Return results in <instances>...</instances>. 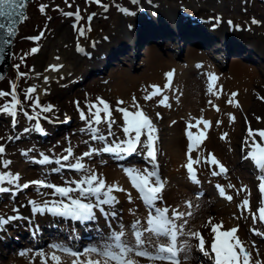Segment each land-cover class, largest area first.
I'll use <instances>...</instances> for the list:
<instances>
[{
  "label": "rangeland",
  "instance_id": "rangeland-1",
  "mask_svg": "<svg viewBox=\"0 0 264 264\" xmlns=\"http://www.w3.org/2000/svg\"><path fill=\"white\" fill-rule=\"evenodd\" d=\"M149 2L150 0H146V2ZM162 1V0H159ZM164 3H168V5L171 6L174 0H163ZM216 4L221 7L222 9L220 11H223L222 13L217 14V17H215L216 14L212 13L208 10V12L205 10L203 12H198V10H195L197 14H191L188 15V13H185V8H182V11H176L174 8H169L170 14L169 17L173 15L175 16L174 20H178V24H183L185 20L191 19V23L193 26H208V21L213 22V19H216V24L224 23L225 26L222 31H219L218 34H216L215 38H221L224 35H229L231 31L227 30L229 23L226 22H218L217 19L222 16L223 19L226 18L225 16H231L232 13H235L237 17H240L242 19L241 25L244 26L246 29H252L257 34H262V37H264V3H262L260 0H214ZM186 2V3H185ZM199 5H207L208 0L205 2L203 0L196 1ZM129 3L134 4L133 0H101L102 5L107 6V10H105L104 7L98 5L95 3V0H32L27 8V14L26 19L20 24L19 31L14 39V47H13V55H12V66L8 72V74L0 81V90L9 92L10 91V83L15 82L17 84V92L19 95V99L21 103L23 104V109L17 108V116H16V125L13 127V117L9 115L6 112H0V145H2L3 142L13 143L14 142V149H12V154L4 153L6 156L0 157V161L2 160H9L11 159V164L7 169L3 168L2 164H0V171H11L13 174H19L21 179L19 181L20 184H23L25 182L35 181V180H41V181H47L49 183L55 184L57 186H65L64 181L65 180H79L83 173H78L74 171L67 170L66 168L63 170L53 171L54 169H60V165L56 163L55 161L61 159L64 155H67V152L65 151L69 146L72 147L74 156L79 157L84 152L88 151L90 148H97L100 149L104 146V143L98 140H92L91 134L89 132H82V129H86L88 127L87 121L92 120L93 118L89 115V108L88 105L94 104L97 102V98H103L105 101L109 102L112 108V118L116 121V123L112 126V131L115 133V136L108 138V143L111 144L113 140L119 139L120 141H123L126 139L125 134L122 131V125L124 124V120L122 118V114L120 112L115 111L117 108V101L122 100L124 101V104L119 105V107L128 108L130 111H135L136 109L132 106L133 101L132 97L135 96L136 100L138 101L139 105L142 107V109L146 112V114L152 119L154 125H158L159 127L155 126L158 129V137L157 141L158 145H156V163L159 167H162L160 170L161 174L160 177L164 178V180L168 181V185L172 186L174 184H178V186L182 187L183 189H187V185L184 182V179L186 178L189 180V174L186 170L185 165L188 163L187 160V150L188 146H186V142L188 141L186 137V128L189 123L192 124V122H197V120L203 116L204 119L209 120V113L207 112L209 109L212 110L211 107L216 106L213 105L212 99L209 97L207 102L211 101L212 103L208 105L205 104L204 109L198 110L196 108H193L190 104L180 105V109L177 111L173 110L171 107H165V106H154L149 104V101H145L144 97L149 94V91H139L137 89L138 82H135L134 80H129L126 83H120V73L123 70L129 71L130 74H132V77L137 79L141 74H143V69L146 66V52L148 51L147 44L151 42L153 39H144L141 43L137 45V53L133 55V57H129L127 55V58L125 57V51L120 50L117 51L114 50L115 53L112 52V49L117 45V43H126V39L119 40L118 42H115L110 45V49L108 50H102L100 54H97L92 60V63L85 66L86 64L82 60L78 64L75 65L77 67H80L81 64H83V70L78 75H74L71 79L68 81H63L62 83H58V80L52 79L47 80L45 89L47 90L41 93L39 91V88H37V93L39 94V100L41 105H51L53 106V111L48 113H43V116L48 117L47 120L40 119L39 123L43 129V132L36 130V124L37 121L35 119L29 120L26 118V116L23 114L24 110H27L29 112V115H33L31 111V105L33 103L32 100H25V91L29 86L35 85L36 79V62L38 60V54L41 50L44 48L45 42H47L50 38L53 37V35L57 32L59 28H61L62 25H64V22L68 26H73L74 24H77V21L75 20L74 16H66L65 13L72 12L75 13L77 9L80 10V15L82 19L78 22V26H83L85 28V35L82 37V53H86L85 59H87V49L89 46H99V44H103L105 39H101L102 41H98V39L101 38V35L108 30V28L112 24V20L116 13H122L125 11H122L123 9L128 10L127 14H139V18L142 19L141 22L138 25V28L141 24L145 22V19L149 16L147 14V10L144 7H140L141 2L140 0H136L134 6L129 5ZM181 3V6L189 5V3L186 0H179V4ZM71 4V7L68 5ZM46 6L44 8V11H41V6ZM206 13H205V12ZM187 12V11H186ZM95 13V16H93L92 20L88 21V16ZM211 13V15H210ZM195 16H199L202 18V22L194 21L193 19ZM178 17L183 18L182 20L178 19ZM193 18V19H192ZM233 19V18H232ZM239 19V18H238ZM255 19L257 22H262V24H253L252 21ZM179 24V25H180ZM213 24V23H212ZM258 24V25H257ZM236 25V24H235ZM261 25V26H260ZM214 26V25H213ZM233 26L232 24L230 25ZM242 27V26H240ZM90 28V31L88 30ZM137 28V27H136ZM221 28V27H220ZM199 29V28H198ZM215 29V28H214ZM213 29V30H214ZM216 29H218L216 27ZM215 29V30H216ZM232 29V28H231ZM238 31H243V27L238 29ZM78 32V31H77ZM76 34H79L77 33ZM41 33H43V37L39 39V41H33L29 39L30 37H37L40 36ZM184 33V31L182 32ZM196 35V34H195ZM235 36V35H234ZM261 37V35L259 36ZM161 38V37H159ZM214 38V40H215ZM230 38V35H229ZM203 39H209V38H203ZM211 40V39H210ZM98 41V42H97ZM203 41V40H202ZM184 42V43H183ZM181 42V40L177 38H170L169 36H163L162 39H160L159 42H157L156 46L158 50L163 54L165 57V61L168 60L170 56H174L176 62H180V64H195L196 66L202 70L200 60L195 59V63L190 62V58L186 56L187 49L189 48L188 45L190 40L185 39V41ZM242 43V42H241ZM151 44H154V42H151ZM243 47L241 48H235L233 45L229 48L230 44L223 45L221 47L218 46H212L211 48H203L202 46H195L199 48L200 50L204 51L205 53H208L207 50H209L210 55H214L213 59H210L217 64L218 69L221 72L224 73H230V67L232 63H239L243 66L251 67L254 70V74L250 73L249 70H245V73H242V77H236L234 78V81L236 83L235 86L227 87V88H233L232 91H227V94L232 96V93H237L235 97H243L244 95H248V98L251 103H253L252 106H246L238 105L236 109L238 110V120L239 124L244 129V136H240L238 138V141L235 142L234 138H231L230 135V128L225 127L221 124H219V127L216 132H214V140H216L218 143L213 144L211 146H208V140L200 146L199 149L192 152V157L195 160L197 156L200 157V161H206L207 158H209V154H214L215 157L218 159L221 153H225L228 155L229 159L226 161L223 159H220L221 163H224L223 165L227 169V174H222L223 179H216L212 177L210 173L211 165L209 167L205 164V169L207 173L201 172V167L199 165L194 164V168L196 169L197 178L199 180V183L197 185L199 186H210L212 185L211 190L217 191L216 185H223L227 190H225L226 195H230V191H232L233 194H236L238 197V202L236 201L233 203V199L231 205L236 207V211H233V214H231V217H237L238 215L242 216V218L245 220L246 224V230L247 234L250 235V240H253L255 243V248L252 247L254 252H257L261 250L259 248L260 246H264V236L262 235H254L251 229L256 228L261 233H264V227L261 226V222L257 220L255 224H253V220L251 217V214L248 212H245L244 215H241L240 210L237 208V204H241V201L244 199H250L251 202V210L252 212H256L259 202L261 201V193L258 190V179L254 176V169H251L252 161H248V159H245L244 156L247 155V150L242 152L241 146L242 143L247 135V129L249 126L252 129H261L264 128V67L260 66V62L263 61V58L257 59V55L259 52H252L253 55L249 54L247 52V48L245 47L244 43ZM132 45V43H130ZM34 47H38L39 51L36 54L31 53V49ZM238 49V50H235ZM111 50V51H110ZM256 57H253V56ZM246 56V57H245ZM107 57L110 58L109 62L107 61ZM106 59L103 63H100L97 61L98 59ZM19 65V72L21 73H27L28 75L24 78L17 76V71L14 68V66ZM89 70V71H88ZM244 69L242 70V72ZM87 72V75L84 77L85 79L81 81L82 74ZM175 71L173 70V76ZM198 74V72H197ZM196 75V74H195ZM254 76L253 78H250L251 76ZM202 75H196V79L198 82H194V90H198L201 87L200 84V78ZM246 76V77H245ZM250 76V77H249ZM95 77H99L101 80L100 83H102L103 86L101 88H98L95 90V88H92L87 86V83L94 79ZM119 79L117 81V79ZM248 78V81H247ZM124 81L127 80V77H121ZM203 84L204 90L208 88L209 79L207 77H203ZM70 81L72 83H70ZM117 81V82H116ZM221 81V82H220ZM224 81L218 79L214 81V89H223V83ZM173 83V82H172ZM243 83V84H242ZM140 84V82H139ZM163 84V82H162ZM182 84V81L179 80V82H176L177 88H175L173 93H170V98L168 100V104H171L172 101L174 102H180L179 96L177 95L179 90L178 88ZM242 84L239 88V85ZM86 85V86H85ZM136 87V89H134ZM208 90V89H207ZM125 92L124 95H120L121 92ZM243 91V92H242ZM147 93V94H146ZM242 93V95H241ZM241 95V96H240ZM125 96V98H124ZM161 97V96H160ZM198 96H193V101H197ZM240 101V99H238ZM77 102H79V110L77 108ZM5 103H10V97H0V106H3ZM157 104H159V100L157 101ZM210 107V108H209ZM216 108V107H215ZM80 110H83L85 113V116L87 117L86 121H82L80 117ZM203 110V111H202ZM241 110V112H240ZM37 112L40 110L37 109ZM95 111V109H93ZM159 113L161 118L157 119L156 114ZM215 113H219L215 112ZM104 113L101 112V118L103 121ZM67 118V122H66ZM259 118V120L257 119ZM170 121H175V123L172 124L171 130H169L166 126ZM87 125V126H86ZM194 125V124H193ZM92 127L97 128L98 134L107 136L108 134V125L106 122H102L100 125L93 124ZM203 125L201 124L199 126L198 131L203 130ZM233 128V127H232ZM25 129H29V131H25ZM191 131L195 134L198 133L197 128L193 127ZM62 134V137L55 138L59 134ZM227 133V137L222 139V134ZM26 135V136H25ZM169 136H175L176 138L181 136L182 141V152L181 156H177L178 160L175 161V167L176 171L178 172H172L175 176L169 175L167 172L169 171L168 168L163 164L162 162L164 160L165 152H169L171 149V143L170 138H167ZM13 138V139H12ZM53 142L48 143V148H45L44 146L47 144V142L52 141ZM145 139V137H142V140ZM209 141H213L210 140ZM215 142V141H214ZM213 143V142H212ZM221 148L222 150H220ZM142 152H139L137 156H129L128 159H124L122 156L114 155V154H106L103 152H100L98 154H94L92 157H85L83 160V163H85L88 167H90L92 170L97 172L98 174L102 175L101 173L106 171L105 166H108L109 163L111 164H117L118 167L125 173V169L128 168H138L141 171L145 167H150V163L146 162L145 159L142 156L143 152H146L147 149L142 148ZM185 150V151H184ZM23 152H27V155H22ZM49 156L50 160L52 162L42 164L38 161L42 159V155ZM17 156L20 157V163L23 161L22 168H18L17 163H13L15 158ZM126 157V155H123ZM232 157V159H231ZM99 159H101L102 163L99 165ZM104 160V161H103ZM223 161V162H222ZM237 163L236 165H232V162ZM249 164L247 165L246 162ZM74 162V161H70ZM137 163H141V165L138 167ZM233 163V164H235ZM98 164V167L94 169V167ZM176 164L178 166H176ZM241 170L242 176H239L238 174L232 175V172L234 169ZM108 169V168H107ZM168 169V170H167ZM215 169V170H214ZM212 171H218L217 166L213 165ZM42 173V174H36V173ZM44 172V173H43ZM34 174V175H33ZM104 177V175H102ZM126 178L127 175L125 173ZM108 177H106L107 179ZM202 178H204V181H202ZM129 179V178H128ZM220 179V180H219ZM247 179L251 182V188L249 191H241L239 194H237V190L240 188H244V182L247 181ZM107 181V180H106ZM215 184H214V182ZM221 183V184H219ZM231 184L234 187L229 188L228 185ZM6 187H12L11 185H5ZM73 187L75 185H72ZM224 188V187H223ZM206 190V189H205ZM52 189L51 188H41L40 193H36L37 186L31 185L28 189L16 192L13 190L12 192H4L0 193V202L3 199H7L8 205H6V208L13 207L15 205V202L18 201L19 198L23 197V199L26 201V199L29 198H35V196L40 197H47L46 200H53L55 198L59 199L58 197L52 196ZM197 193H201V197L199 199H208L213 196V193L211 191L205 192L204 190H193V197H196ZM122 194L125 197L131 198L133 200L134 207L136 208L139 206V203L137 202L136 195L128 189V194L125 192H122ZM21 195V196H19ZM163 198L167 199L166 193H163L161 195ZM232 196V195H231ZM119 197H121V193L119 192ZM118 198V197H117ZM182 199L181 204L185 206L186 201H191L193 198L189 199ZM30 200V199H29ZM130 200V201H131ZM169 200V199H168ZM226 200V198H224ZM27 202V201H26ZM25 202V203H26ZM161 202V201H160ZM229 202V201H228ZM159 203V202H158ZM218 201H215V203H211L213 210H208L205 212V217L207 219V222L209 220V217L213 218L219 217L220 215H224L225 212H219L217 211L216 207L218 204ZM4 204V203H3ZM124 204V203H123ZM174 202H171L169 200V207L170 208H177L176 206H173ZM186 207V206H185ZM121 210L120 212H123V208H125L124 205L120 206ZM187 208V207H186ZM15 211V210H14ZM235 211V213H234ZM188 212V211H187ZM185 212V213H187ZM16 214V212L14 213ZM4 213L0 212V217L3 218ZM16 217H23L22 212H18ZM6 219V218H5ZM37 220V218H35ZM139 220V219H138ZM141 221L145 220V217L140 219ZM136 221V220H135ZM60 222H63L60 219ZM258 223V224H257ZM65 224V223H64ZM68 224V223H67ZM66 224V225H67ZM217 224V222H215ZM234 224V225H232ZM26 225H28L26 223ZM69 225V224H68ZM208 225V224H207ZM232 225V226H231ZM240 226L239 224H236ZM234 222H229L228 225L223 226V229L230 227H236ZM31 226V227H29ZM25 227V233L19 234L20 237L16 238L14 241L15 246H17V243L20 242V245L16 248H22L23 246L31 248L32 250H46L48 245L42 249L43 245L40 244H34L35 241H31L29 243V238L27 236H33V233H36L35 231H38L37 226L35 225H29ZM59 226L62 227V224H59ZM11 229V227H8ZM131 230V231H130ZM9 231V230H8ZM92 233H97L98 231H93L90 229ZM118 231V230H114ZM129 231L132 233V225L129 227ZM1 232V231H0ZM212 232V231H211ZM240 231H238L239 238H243L244 236L241 235ZM6 235V233L4 234ZM23 236H26V238H21ZM211 235L208 234V237L210 238ZM242 236V237H241ZM22 240H26V242H23ZM47 239V241H49ZM22 241V242H21ZM193 241H197L193 238ZM50 242V241H49ZM164 242V241H162ZM26 243V244H25ZM52 244V243H51ZM261 244V245H260ZM84 245L80 244L75 249H81ZM97 246V245H96ZM41 248V249H40ZM6 249V248H4ZM13 249V248H12ZM12 249H6V253L4 254V258L8 259L11 258ZM10 250V251H9ZM17 250V249H16ZM44 250V251H45ZM14 252V251H13ZM254 259H259L255 257ZM200 257H197L195 259V262L199 264ZM264 263V262H261Z\"/></svg>",
  "mask_w": 264,
  "mask_h": 264
},
{
  "label": "bare ground",
  "instance_id": "bare-ground-1",
  "mask_svg": "<svg viewBox=\"0 0 264 264\" xmlns=\"http://www.w3.org/2000/svg\"><path fill=\"white\" fill-rule=\"evenodd\" d=\"M186 1L189 3V5L186 4L184 6H181V3L179 4V0H174L170 6L168 5V3L166 2L163 3L159 0H150L149 2L148 1L146 2V0H140L141 2L140 7L146 8L145 10H147V14H149V16L147 17V19H145V22L141 24L139 28H138V25L142 20L139 18L138 16L139 14L134 13L132 15V14H127L125 12L116 13V15L114 16L112 20L111 26L108 28L107 31H105L101 35V38L98 39V41H102L101 39L104 37L103 40L105 39V41L103 42V44H99V46H96V47L89 46V48L87 49V52H88L87 59H85L86 53L84 54L77 50V46L82 43V37L79 34H76L77 30H75L73 26L71 25L68 26L66 22H64V25H62L61 28L57 30V32L53 35V37L50 38L47 42H45L43 50H41L40 53L38 54V60L35 66L36 67L35 86L39 88V91L42 93L46 86L44 77H48V80H52V79L58 80V83H62L63 81H68L74 75H78L83 70V64H81L80 67H77L75 65L76 63L78 64L82 60H86L84 61L86 63L84 65L85 66L89 65L90 63H92V61L90 60H92L95 56H97V54H100L102 50L110 49V45L115 42H118L119 40L122 41L126 39V43L124 42V43L119 44L118 42L117 45L114 47V49H112V52L115 53L114 51L115 49L117 51L126 50L125 51L126 55L124 58H127V55L129 57L131 56L133 57V55H135L138 51L137 45L141 43L144 39L150 38V39H153L151 40V42H154V44H151V42L147 44L148 51L146 52V61H145L146 66L144 67L142 71L143 74H141L137 79H135L132 77V74H130L129 71L123 70L120 73V83L119 84L126 83L129 80H132V81L134 80L135 82H138L137 89L136 87L134 89L138 90V92L147 90L149 91V93H151L153 89L150 88L149 86L159 85L161 89H163L164 85L168 83L166 74L169 72L173 73V70H174L175 73L171 81V89L165 90L163 92V95H166L170 98V93H173L175 88H177L176 82L178 83L179 80L182 81V84L178 88L179 90H177L178 91L177 95L179 96L180 102L176 103L172 101L170 104L171 105L170 107L173 110L177 111L178 109H180L179 107L180 105H182L183 107L184 105H188V104H190L193 108H196L198 110L204 109L203 107H205V104L209 106V103L207 102L209 97L212 99V102L214 103L213 105H216L219 108V113H215L218 111L216 110L214 106L211 107L212 110L209 109L207 111L210 114L209 121H211V126L206 132L207 139H205L202 144H204L207 140H208V146H211L213 144L215 145L218 143L216 140H214V132H216V130L220 128L219 126H217V123H216L217 121H220L221 125L230 128V135L232 136L231 138H234V141L237 142L240 136H244V129H242V127L239 124V120L237 116L238 110L236 109V107L238 105H241V106L243 105L246 110V106L247 107L252 106L253 103L250 102L248 95H244L243 97H238V96L233 97V96L228 95L227 91L228 92L232 91L233 88L231 89L227 87L235 86L236 83L234 81V78L236 77V79H238V77H242V73H245V70H249L250 73H253V75H255L254 70L251 67H248V66L245 67L235 62L231 64L230 73L226 74L224 72H221L218 69L217 64H215L211 60L212 58L210 59L209 53H205L204 51L195 47L199 45H196L194 42L193 44L188 46L189 48L187 49L186 56L189 58L191 57L190 62H193V63H195L194 62L195 59L200 60L202 70L196 66V63L186 64V65L180 64V62H176L174 56H170L168 60L165 61V57L158 50L156 46L157 45L156 43L159 42L163 36H169L170 38H173V39L177 38L181 40V42L185 41V39H192L193 41H196V42H200L203 40V41H206L207 43H213V46L215 45L218 47L229 44L226 38H223V37L218 38V39L215 38L216 34H218L219 31H222V29L225 27L223 25L224 23L216 24V19H213L212 20L213 22L208 21V25L210 27L208 26L207 27L206 26L197 27V26L192 25L191 19L185 20L183 24H180L179 22L180 24L179 25L177 18L175 21H173L176 16V14L175 16L173 15V12H172V16L169 17V14L172 8H174L178 12V11H182L181 7L185 8L187 12L186 11L184 12L188 13V15L190 16L191 14H195V15L197 14L195 10H198V12H203L202 10H204L205 7L207 8L205 9L207 12L209 10L212 13L216 14L215 17H217V14L223 12V11H220L222 8L219 7L214 0H208L207 5L205 4L199 5L197 2H195V0H186ZM196 1H199V0H196ZM203 1L205 2L206 0H203ZM169 8L171 9L169 10ZM223 17L224 16H222L221 18ZM228 17H230L231 19L233 18L234 24L236 23L239 24V22L242 23V19L240 17H237L235 13H232V17L231 16H228ZM178 19L182 20L183 18L178 17ZM225 20L226 18H224V21ZM258 24H262V22L260 21L258 22ZM213 25L217 27L218 29L213 30L212 29L214 27ZM233 28L235 30L231 29L229 26L227 29L233 32V34L235 33V36L233 37L235 39L233 42L230 43L229 48L231 47V45H233L235 48H241L243 47L242 43H244L245 47L247 48V52L249 54L253 55L252 52H256V53L259 52L257 55V59L260 57L261 59L263 58V61L260 62L259 64L261 67H264V37H262V34H259V33L257 34L252 29L250 30L246 28H243V31H238L235 25L233 26ZM183 31L184 33H182ZM260 35L261 37H259ZM205 37L209 39H203ZM130 43H132V45H130ZM235 50H238V49H235ZM57 57L59 59H57ZM253 57H256V56L254 55ZM105 60L106 59L99 58L97 61H99L100 63H103ZM109 60L110 58L107 57L108 62ZM50 65H62V67L60 68L59 71H48L47 69ZM243 69L244 71L242 72ZM195 74L202 75L203 77L205 76L208 79H209V74H215L217 77V80L220 79L224 81L223 83L225 84H223V86L225 85L226 86L223 87V89H218V90L213 89V93L209 94L207 90L208 88L204 90V86L202 87L203 80L201 76L200 78L201 87L195 91L194 82L195 81L198 82ZM86 75H87V72L82 74L81 81L85 79L84 77ZM253 75L249 77L253 78L254 77ZM123 76L127 77L126 81L121 79V77ZM118 80L119 79H117V81ZM100 81L101 80L99 79V77H95L94 79L90 80L87 83V86H89V88L92 87V88H95V90H97L98 88H101V86H103L102 83H100ZM247 81H248V78H247ZM70 83L72 82L70 81ZM242 84L239 85L238 89H240V86ZM118 92H121L120 95H124L125 93L123 91H118ZM194 95H196V97L198 96L197 101H193ZM160 96L161 95L154 96L153 99L149 102V104L158 106L157 101L158 100L160 101L163 98L162 96L161 97ZM230 99L233 101L232 104L228 103ZM238 99H240V101ZM86 113L87 111L85 112V114ZM229 114H232L235 117L234 121H230ZM172 124L173 122L170 121L164 127H167L169 130H171ZM192 124L195 125V122H192ZM155 126H157V128L159 127L158 125H155ZM261 129H264V128H261ZM59 137H62L61 133L55 138H59ZM167 138H170V143L172 147L169 152L167 151L165 152V156H164L165 161H163L162 164L163 166L166 165L165 168L166 167L168 168L169 166V171L167 172L169 175L175 176L173 173L178 172L176 171L175 161L178 160L177 156H181V152H182L181 136L177 138L175 136H169ZM209 139L213 140L212 141L213 143L209 141ZM257 140H259L258 136H257ZM53 141L54 139H52V141L47 142V144L44 147L48 148V143L53 142ZM185 144L186 146H188L189 141H187ZM2 145L5 148V153L12 154L11 150L14 149V146H13L14 142L13 143L10 142L9 145H8V142H3ZM219 149L222 150L221 148ZM139 152H142L141 148L137 149V152L135 155H137ZM3 156H6V155L3 154ZM20 157L21 156H17V158H15V160L13 161V163L14 162L17 163L18 168H22V165H23V161L20 163ZM8 159L9 161H11L10 158ZM208 159L209 158H207L206 161ZM220 159H223L226 161L227 159H229V157L225 153H221L218 160ZM98 161H99L98 164L101 165L102 163L101 159H99ZM206 161H200L199 163L202 173H207L205 169V164L208 167L210 165ZM248 161H244V162L247 163ZM233 163L235 162L233 161L231 166L237 164V163L235 164ZM98 164L94 167V169L98 167ZM247 165L249 166L248 163ZM176 166L178 165L176 164ZM250 166H251V169H254V176L257 177L260 174L256 170L257 168L255 167L254 164L253 165L250 164ZM105 167H107L108 169L106 168V171H104V173L102 172L101 174L104 175L105 178L108 177L106 180L109 185L118 186L121 189L123 186H125L126 188L127 187L129 188L128 185H130V182L129 180H127L125 173L118 167L117 164L109 163L108 166H105ZM241 173H242L241 170H239L238 168V169L233 170L232 175L238 174L239 176H242ZM36 174H42V173L39 172ZM220 179H223V178L220 177ZM184 182L186 183L188 187L187 189H183L181 186L179 187L178 184H174L172 186L170 185L166 186L162 192L166 193V196H167L166 197L167 199H163V203L169 207V200H170L171 202H174L173 206H176L182 212H187L189 211V209L181 204V200L185 198L187 199L193 198V200H191L192 215L190 217H186V219L188 220V224L185 228L186 232L199 231L203 235V238L205 239L206 242L209 238L208 234L211 235L209 243H208V247L205 245V248L209 250V246H210L209 244L212 243L213 233L211 232V226L207 225L208 223L205 217L206 216L205 212L208 210H213L214 208L212 207L211 203H215V201H218V203H216L218 204L216 207L217 211L225 212V214L220 215L219 217H215L212 223L215 224V222H217V224H219L221 221H223V226L228 225L229 222L230 223L234 222L235 225L239 224L240 226H237L239 229L238 231L242 233L241 235L244 236L246 240L250 239V235L247 234L245 220L242 218V216L238 215L235 218L231 217V214H233L232 210L236 211V207H234V205L232 206L230 202L224 199H221L217 191L215 190L212 191L211 190L212 185L208 187L204 185L197 186L193 184L192 182H190L189 180H187L186 178L184 179ZM244 184H245L244 188H246L249 191V189L251 188L250 180L247 179V181H245ZM131 189L134 190L132 187ZM200 189H206L205 190L206 192L211 191L213 193V196L208 199L194 198L193 190L199 191ZM230 192H231L230 194H232V191ZM114 194H117V192H114ZM136 198L137 200L139 199L137 194H136ZM30 199L32 201H36L38 206H42L43 202L46 201L45 197L43 198L40 196H35L34 199L33 198H30ZM130 200L131 198L129 197L125 198V196L121 193V197L117 198L118 202L110 207H107L109 213L114 212L115 215L114 216L111 215L113 219L112 223L110 222L111 228H107L106 233L103 235L102 239L100 238L96 242L97 245L100 246L106 241V239L108 238V236L110 235L112 231V227H114L118 231H120L122 228L123 231L125 232V238L129 242L134 243L133 231L131 233L130 232L131 230L129 231V227L130 225H133L135 220H138V219L140 220L141 218L145 216L147 217L148 210L146 206L140 202V200H138L139 206H137L136 208L134 207L133 200L131 201ZM235 201L237 203L239 200H238V197L234 196L233 194V203ZM6 205H8L7 199L1 200L0 212L4 213V216L7 217L8 223L0 225L2 228L0 229L1 231L0 233V264H40L41 258L37 255L38 251L32 250L31 248L26 247V246L25 247L23 246L22 248H19V249L14 248L13 249L14 252H12L11 258H8V259L4 258L6 249L13 248L15 246L14 241L16 240V238L20 237L19 234L25 233V230H26L25 227L31 224L37 226V229H39V231L37 232L36 238H33L32 236H27L31 241L32 240L35 241V244H40V245L45 246V245H49L52 243V245H62V246L69 247V242H65V240L58 237V235L60 236V234H58V231H61L62 233H65L67 231V233L69 232V234H72V237H75V235L72 233L73 228H70L68 230L66 226H63V229H65L64 231L58 226V222L60 221V218H57V217H59V215L57 217H54L48 213L42 214V213L32 212L33 211L32 205L29 202L25 203L24 200H20L19 205L21 207V212H22L23 217L17 218V219H10L12 217H15L14 210L17 211V208H13V207L6 208ZM121 205L125 206V208H123V212H120L122 211L120 208ZM160 206H164V205L161 204ZM35 218H37V220ZM98 222L104 224L106 223V220L99 218ZM26 223L28 225H26ZM178 223H180V221H178ZM86 225L87 227H90V228L94 226L93 224H86ZM8 227H11L12 229H9ZM44 230L45 231L49 230L48 232H50L51 236H53L50 242L47 241V239H49V237H47L48 232L46 233L44 232ZM6 232L8 233L6 235H3ZM44 234L45 236H43ZM54 234H57V236H54ZM21 238L25 239L26 236L22 235ZM22 241L26 242V240H22ZM161 241H162V238H160V242ZM179 242L186 243L187 245V247L185 248V251L180 253V256L182 257V264H197L195 262V259L200 256L203 257L205 261H201L199 264L211 263L210 259L212 256L204 255L200 251L197 241L194 242L192 237L190 236L180 237ZM248 244L252 246L251 242H248ZM19 245H20V242L17 243L16 247H18ZM50 246L45 251L44 250H40V251H43L45 253H51L53 249ZM151 248L152 246L149 245L150 250ZM58 255H62V254L58 253ZM253 255L259 258L261 262H264V246H261L259 255L257 254L255 255L254 253ZM93 258L95 259L96 257H93ZM62 259L64 260L65 264H71V259H72L71 257L62 256ZM132 259L137 261L138 264H168L167 261H160V260L152 261V260H148L147 258L136 257L134 255L132 256Z\"/></svg>",
  "mask_w": 264,
  "mask_h": 264
},
{
  "label": "snow or ice",
  "instance_id": "snow-or-ice-1",
  "mask_svg": "<svg viewBox=\"0 0 264 264\" xmlns=\"http://www.w3.org/2000/svg\"><path fill=\"white\" fill-rule=\"evenodd\" d=\"M67 2V0H66ZM136 0H133L135 3ZM28 0H0V59L4 58L5 50L12 43L11 37L16 35V25L26 19L23 9L26 7ZM95 3L102 6L107 10L106 5L101 4V0H95ZM71 7V4L68 5ZM46 6H41V11H44ZM122 11L127 12L128 10L123 9ZM66 16H74L77 24L73 25V28L78 31L79 35L83 37L85 35V28L78 26V22L82 19L80 10L77 9L75 13H65ZM95 16V13L88 16L90 22ZM230 25L232 21L228 22ZM253 24L258 23L255 19L252 21ZM90 31V28L88 29ZM43 37V33L37 37H30L33 41H39ZM78 51L83 49L78 45ZM32 54H36L39 51L38 47H34L31 50ZM57 59H59L57 57ZM62 65H50L48 71H59ZM17 71V76L24 78L28 74L19 72V65L14 66ZM168 83L161 89L159 85H150L153 89L151 93L144 97L145 101L153 99L154 96L161 95L163 98L159 101L158 106L170 107L168 104L169 97L163 95L165 90L171 89V81L173 73L169 72L166 74ZM0 79L3 76L0 75ZM47 82L48 77H44ZM217 80L215 74H209L208 93L212 94L214 89V81ZM47 90L45 89V92ZM25 100H32L31 111L33 115H29L27 110H24V115L27 119H35L37 121L36 130L43 132V129L39 123L40 119L47 120L48 117L43 116V113L53 111L51 105H41L39 100V94L35 85L29 86L25 93ZM233 97L238 95L237 93L231 94ZM10 97V103H5L0 106V112H6L13 117V127L16 125L17 108L23 109V104L19 99L17 92V84L15 82L10 83V91L5 92L0 90V97ZM133 107L135 111H130L128 108L119 107L124 104V101H117V108L115 111L122 114L124 124L122 125V131L125 134L126 139L120 141L118 138L113 140L109 144L108 138L115 136L112 131V126L116 121L112 118V108L109 102L103 98L98 97L97 102L88 105L89 115L93 118L87 121L88 127L82 129V132H89L92 140H98L104 143V146L100 149L90 148L84 152L81 156H74L73 149L69 146L65 151L67 155H64L61 159L55 161L60 165V169H54L53 171L67 169L70 171L83 173L79 180H65V186H57L47 181L35 180L20 184V175L13 174L11 171H0V193L16 192L28 189L31 185L37 186V191L40 193L41 188H51L52 196L58 197L59 199L46 200L42 206H38L36 201H30L32 210L35 213H51L53 215H59L64 217L74 218L77 221L88 222L95 219V212L99 211L107 215H115V213L106 212V207H110L117 203V199L114 196L115 191H123L118 186L109 185L106 178L98 174L90 167H88L83 160L85 157H92L94 154L100 152L106 154H114L118 156L133 155L136 154L138 148L147 149L146 152L142 153L145 161H150V167H145L142 171L138 168L132 167L125 169V173L128 176L131 185L137 190L141 200L148 210L147 217L144 221L136 220L132 225V231L134 236V243L129 242L125 238V232L121 228L120 231H112L106 241L100 246H91L84 250H73L66 248L62 245H51L53 249L51 253H45L38 251L37 255L41 258L40 264H65L63 257H71V264H138L137 261L132 259V256L144 257L148 260L156 261H167L168 264H182L180 256L181 252L185 251L187 247L186 243L179 242L180 237H192L198 241L200 251L204 255H212L215 260V264H252V251L244 246V243L236 235L238 233V227H233L228 230L223 229V221L219 224H213L211 217H209L208 225L211 226L213 233V239L211 243V252L205 248V239L199 231L186 232L185 228L188 224L186 217L192 215L191 208L192 202L186 201L185 206L189 209L187 213L180 211L178 208H170L165 206L163 208L158 206V202L162 200L161 192L164 188V182L159 174L158 164L156 163V147L155 143L158 139V129L155 127L152 119L146 114V112L139 105L136 97H132ZM212 102L209 101V104ZM229 104L233 101L230 99ZM216 110L219 111L218 106ZM77 108L79 110V102H77ZM40 111L37 112L36 110ZM95 109V111H93ZM203 111V110H202ZM101 112L105 115L103 121L101 118ZM157 119L161 116L159 113L156 114ZM80 117L82 121H86L87 117L83 110H80ZM230 121H234L235 117L229 114ZM259 120V118H257ZM67 122V118H66ZM102 122H106L108 125L107 136L98 134V130L92 127L93 124L100 125ZM175 123V121H173ZM217 126L221 123L217 121ZM203 125V130L198 131L197 134L191 131L193 127L199 129L200 125ZM211 126V121L204 119L201 116L195 125L189 123L186 128V137L189 141L187 148V160L188 163L185 165L186 170L189 174V178L193 183H199L197 178L195 165H199L200 157L194 160L192 152L199 149L205 139H207L206 132ZM29 131V129H25ZM257 136L259 140H257ZM142 137L145 139L142 140ZM227 137V133L222 134V139ZM247 150L245 159H251L254 162L257 171L260 173L257 176L259 181L258 190L261 193V201L256 212L251 210L250 199H244L239 204L238 210L241 215L245 212L251 214L253 224L257 222V219L261 223H264V129H252L250 126L247 129V135L242 143L241 151ZM5 153V148L0 145V157ZM27 152H23L22 155H27ZM42 155V159L39 163L46 164L52 162L47 155ZM74 161V162H70ZM210 165L218 166L219 171H213L212 175L217 176L221 174H227L226 167L215 157L214 154H209V159L206 161ZM3 168L7 169L11 164L9 160L0 161ZM11 185L12 187H6L5 185ZM72 185H75L74 187ZM219 195L222 198H226L229 202L232 201L231 195H226L224 188L221 185H216ZM229 188L234 187L229 184ZM241 191H248L246 188L237 190V194ZM43 194V193H40ZM201 193H197L196 197L199 199ZM171 213V214H169ZM235 218V217H234ZM10 219H15L12 217ZM180 221V223H178ZM8 220L0 217V225L7 223ZM254 235H262L258 229H251ZM155 238V239H153ZM160 238H163L164 242H160ZM149 245L152 246L151 250ZM255 248V243L252 245ZM257 255H259L258 249ZM61 253L62 255H58ZM93 257H96L95 259ZM255 264H261L259 259L256 260Z\"/></svg>",
  "mask_w": 264,
  "mask_h": 264
},
{
  "label": "water",
  "instance_id": "water-1",
  "mask_svg": "<svg viewBox=\"0 0 264 264\" xmlns=\"http://www.w3.org/2000/svg\"><path fill=\"white\" fill-rule=\"evenodd\" d=\"M30 1L31 0H28V3ZM28 3L26 5V7L23 9L24 15L26 14V10H27ZM21 23L22 22H20V23H18L16 25V35L18 33L19 25ZM16 35L14 37H11L10 38L12 40V43H11V45L9 47L6 48L5 54H3L4 55V58L3 59H0V75H2L3 78L8 74V71H9L11 65H12V55H13L14 39H15ZM1 80L2 79H0V81Z\"/></svg>",
  "mask_w": 264,
  "mask_h": 264
}]
</instances>
